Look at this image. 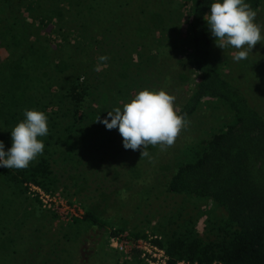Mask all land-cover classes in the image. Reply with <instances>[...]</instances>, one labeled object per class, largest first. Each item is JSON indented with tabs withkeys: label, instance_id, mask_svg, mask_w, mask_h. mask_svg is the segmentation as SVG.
Instances as JSON below:
<instances>
[{
	"label": "trees",
	"instance_id": "16d2710c",
	"mask_svg": "<svg viewBox=\"0 0 264 264\" xmlns=\"http://www.w3.org/2000/svg\"><path fill=\"white\" fill-rule=\"evenodd\" d=\"M174 1L0 0V47L6 52L0 64L8 69L6 77L0 79V108H4L3 118L10 123L2 120L8 128L0 134V139H4L7 151L8 145L12 146L11 123L22 121L25 109L44 112L49 129L47 136L38 137L45 145L43 154L30 162L28 168L0 167V186H14L21 193L36 186L51 193L56 178L53 163H70L68 165L74 168L72 176L78 180L81 157L90 146L96 148L84 137L86 122L92 123L87 126L88 131L94 129L96 133L100 122L92 121L93 117L96 120L109 108H122L124 103L116 100L126 99L128 90L133 93L135 87L159 91L155 90L154 81L159 77L163 79L162 69L176 73L177 68L190 77L188 94L174 108L178 114H186L187 118L206 99H212L226 107L229 118L209 137L183 149L182 159L172 167L163 187L171 193L208 199L220 207L223 218L212 239L171 232L151 237L150 243L163 250L164 264H264V114L250 103L248 89L256 92L247 78L233 76L237 82L231 81L213 63L214 38L207 31L204 16L215 0H179L176 5L177 10L185 7L183 37L187 36L190 44L186 65L178 61L175 47L161 42L159 35L149 54L136 53L139 58L128 71L127 59L110 62L111 56H108L110 59L106 62L98 60L102 46L105 45L108 53L111 47L124 49L135 40L130 38L132 33L138 34L139 29L142 31L148 22L153 23L159 16V30L166 35L169 29L166 23L175 12ZM261 1L245 0L254 11ZM165 15L168 16L164 20ZM98 63H102L100 71L95 70ZM105 63L107 67L102 66ZM146 66L152 70L148 72ZM123 67L125 74L121 71ZM113 69L117 78L109 81L107 76L112 75ZM145 71L151 77L147 84L139 76ZM141 78L142 84L137 83ZM2 197L0 209L4 205ZM49 214L56 216L53 211ZM69 222L76 228L91 226L105 230V238L115 237L123 230L119 223L108 222L87 208L72 215ZM8 224V221H0V258H8V255L12 258L20 253L17 264H27L25 255H37L40 248L44 249L41 243L47 242V238L45 240L40 233L29 241L27 224H12L14 230L8 228ZM128 234L145 236L142 231ZM101 247L107 254L112 253L111 262H105L106 258L104 262L100 260L102 264H119L117 250L108 247L106 241ZM62 256L64 254H60L56 264H64ZM45 258L40 259L42 264L49 259Z\"/></svg>",
	"mask_w": 264,
	"mask_h": 264
},
{
	"label": "rangeland",
	"instance_id": "374dc122",
	"mask_svg": "<svg viewBox=\"0 0 264 264\" xmlns=\"http://www.w3.org/2000/svg\"><path fill=\"white\" fill-rule=\"evenodd\" d=\"M180 1L175 0L173 3L175 12L170 14L171 20L166 23L169 28L166 35L159 30V25H161L159 16L158 19L152 21L153 23L148 22L142 31L139 29L138 34L132 33L130 38L134 37L135 40L129 42L127 47L124 49L111 47L108 53L104 45L100 49V56H111L110 62L127 59L129 63L126 65V71H128L132 68V63L139 58L138 54L145 56L150 53L151 48L154 47L153 43H156L154 39L159 35L162 40L160 38L158 40L171 43L172 48L176 49L174 52L178 61L186 65L190 44L187 36L183 37L186 14L185 7L177 10L176 5ZM255 11L257 15L254 22L262 26L261 31L264 35V0ZM167 16H163L162 19L165 20ZM207 31L210 33L208 26ZM233 52L234 49L231 48L223 50L217 47L214 38L211 51L213 63L219 68L221 74L231 81L234 80L233 76H240L243 80L247 78L249 85L251 84L250 86H253L256 92L254 94V91L248 89L250 103L264 114V42L257 43L252 52H249L247 59L239 62L234 61ZM5 54V50L0 47V58H3ZM2 65L4 64H0V79L8 74V69ZM145 68L148 72L152 70L147 66ZM121 71L125 74V67L121 68ZM162 71L163 79L159 77L154 81L155 90L163 89L175 96V108L188 94L190 77L187 73L182 74L177 68L176 73H172L171 69L165 71L162 69ZM111 74L107 76L109 81L117 78L114 69ZM141 74L139 76L145 79V84L151 81L146 71ZM127 75L130 76L128 73ZM137 77L134 76V78ZM142 78L138 79L137 83L142 84L140 82ZM135 88L133 93L132 90H128L129 95L126 99L120 97L116 102L121 104L130 102L139 91L143 90ZM112 110V108L108 109V111ZM3 111L4 108H0V134L8 128L4 126L2 120L10 124L8 119L3 118ZM108 111L99 116L101 121L105 118L110 120ZM228 112L221 102L206 99L186 118L187 126L182 129L173 146L164 149L160 146L149 147L151 158H141L140 150H124L123 139L118 129L108 130L103 123H100V128L96 130V133L94 129L90 132L87 126L92 123L87 121L84 127L86 129L83 130L84 137L94 143L96 148L90 146L89 151L81 157L82 163L77 167L80 178L74 180L72 176L74 168L68 165L70 163L66 165L53 163L56 178L55 189L51 193H45L36 186H31L21 193L14 186L9 187L2 184L0 197L3 196L4 205L0 209V221H8L7 227L13 230L12 224H27L30 227L26 235L30 238L29 241L40 233L45 240L47 238V242L41 243L44 249L40 248L38 254L34 255L35 257L30 254L25 255L28 258V260L25 258L27 264H42L40 259H46V256L49 259L44 264H53L56 260H60V254H64L62 256L64 264H93L94 262L102 264L106 258L105 262L110 263L112 253L107 254L102 249L103 241L107 242L108 247L118 251L119 264H163L160 255L155 253L151 256L143 248L144 243H150L151 237L155 235L160 237L162 233L169 235L174 232L186 237L197 235L208 240L212 239L218 231L217 225L223 218L219 206L208 199L166 191L163 182L170 175L172 167L182 159L183 149L193 142L209 137L211 132L228 120ZM88 120L91 119L88 118ZM92 121H95L94 117ZM11 124L14 127L16 122L13 121ZM91 133L93 136H90ZM110 138L113 140L110 141ZM0 141L4 142V139ZM11 142L12 140L10 144ZM9 148L11 146L8 145L7 150ZM33 198H36L39 204ZM84 208L91 209L108 222L119 223L123 226V230H120L116 239H113L114 237L111 236L105 238L106 231L100 228L90 226L81 229L71 225V221L69 222L71 216L80 214ZM49 211L55 212L56 216H50ZM129 231H142L145 236L132 237L128 234ZM119 242L122 245L121 249L117 247ZM30 244L38 246L33 242ZM151 251L153 250H150V253ZM35 252L36 248L33 253ZM133 253L135 256L132 255ZM19 255L20 253H15L12 258L10 255L8 258L2 256L0 264H17L20 261Z\"/></svg>",
	"mask_w": 264,
	"mask_h": 264
},
{
	"label": "clouds",
	"instance_id": "9594fccd",
	"mask_svg": "<svg viewBox=\"0 0 264 264\" xmlns=\"http://www.w3.org/2000/svg\"><path fill=\"white\" fill-rule=\"evenodd\" d=\"M257 13L245 0H215L210 12L205 14L211 36L221 49H234L236 62L245 60L257 43L264 42L261 25L255 23ZM108 56L98 58L106 62ZM107 67L106 63L102 65ZM96 71L101 70L97 64ZM175 96L161 89L153 91L143 89L123 107L108 111V118L96 122L103 123L108 130L118 129L123 147L141 151V158L150 157L149 147L162 149L174 145L182 129L187 126L186 114L180 115L174 110ZM24 119L11 130L12 146L5 151L0 141V167L22 170L29 167L39 155L43 154L44 143L38 137L48 135L47 116L36 109H25Z\"/></svg>",
	"mask_w": 264,
	"mask_h": 264
},
{
	"label": "built area",
	"instance_id": "2783aa9c",
	"mask_svg": "<svg viewBox=\"0 0 264 264\" xmlns=\"http://www.w3.org/2000/svg\"><path fill=\"white\" fill-rule=\"evenodd\" d=\"M115 237H117V236H115ZM115 237H114L113 239H116ZM117 247H118V249H121V248H122L121 242L117 243ZM143 248H144L147 252H149V254H151V256H154L155 253H157L158 255H160V256L162 257V263L164 264V259H165L166 256L164 255L162 249H160V248H158V247L152 245V244L149 243V242L144 243ZM150 250H153V251H151V253H150Z\"/></svg>",
	"mask_w": 264,
	"mask_h": 264
}]
</instances>
